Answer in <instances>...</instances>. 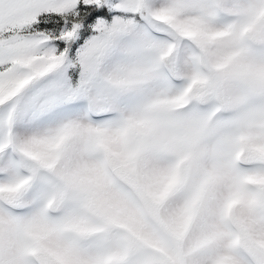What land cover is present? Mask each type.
I'll use <instances>...</instances> for the list:
<instances>
[{"label": "snow or ice", "instance_id": "snow-or-ice-1", "mask_svg": "<svg viewBox=\"0 0 264 264\" xmlns=\"http://www.w3.org/2000/svg\"><path fill=\"white\" fill-rule=\"evenodd\" d=\"M0 264H264V0H0Z\"/></svg>", "mask_w": 264, "mask_h": 264}]
</instances>
